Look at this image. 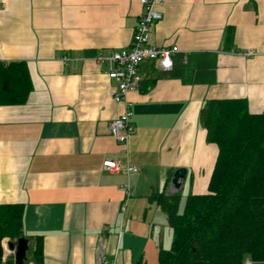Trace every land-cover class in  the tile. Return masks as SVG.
<instances>
[{
	"label": "crops",
	"instance_id": "crops-1",
	"mask_svg": "<svg viewBox=\"0 0 264 264\" xmlns=\"http://www.w3.org/2000/svg\"><path fill=\"white\" fill-rule=\"evenodd\" d=\"M161 1L151 45L179 52L172 70L139 67L127 150L140 171L127 178L103 169L126 156L109 130L125 105L94 57L131 46L140 0H0V62H26L33 82L25 105L0 106V205H24L44 264L159 263L167 216L153 196L207 194L218 159L204 104L244 99L264 111V0ZM178 169L187 176L172 193Z\"/></svg>",
	"mask_w": 264,
	"mask_h": 264
},
{
	"label": "trees",
	"instance_id": "trees-1",
	"mask_svg": "<svg viewBox=\"0 0 264 264\" xmlns=\"http://www.w3.org/2000/svg\"><path fill=\"white\" fill-rule=\"evenodd\" d=\"M32 91L26 62H0V106L25 105ZM200 123L218 159L208 193L189 196L182 212L179 194L153 196L173 231L159 263L264 264V111L251 114L244 99L211 100ZM24 217V205H0V264H14L3 261V240L22 237L30 240L28 264H44L43 237L25 234Z\"/></svg>",
	"mask_w": 264,
	"mask_h": 264
},
{
	"label": "built area",
	"instance_id": "built-area-1",
	"mask_svg": "<svg viewBox=\"0 0 264 264\" xmlns=\"http://www.w3.org/2000/svg\"><path fill=\"white\" fill-rule=\"evenodd\" d=\"M140 3L143 12L134 30L131 46L121 51L109 50L106 53H98L94 57V61L103 68L105 75L116 82V87L111 90V98L115 102L125 105V111L110 124L109 130L125 146L126 156L117 160H107L103 164V169L112 174H124L127 178L140 171L138 167L130 163L127 150L128 140L135 132V126L132 122L133 113L128 96L131 92L140 88L139 67L145 61L151 60L157 61L159 67L163 70H172V58L179 52L177 46L159 48L151 45L152 27L163 19L161 11L163 1L140 0ZM244 55L254 57L255 53L247 51ZM67 59V57H64L63 60L66 61ZM122 191L127 198L131 196L132 189L129 182L122 188Z\"/></svg>",
	"mask_w": 264,
	"mask_h": 264
},
{
	"label": "water",
	"instance_id": "water-1",
	"mask_svg": "<svg viewBox=\"0 0 264 264\" xmlns=\"http://www.w3.org/2000/svg\"><path fill=\"white\" fill-rule=\"evenodd\" d=\"M187 176L186 169H178L174 172L171 179V186L175 190L181 188L182 181ZM8 249L14 253V264H28L29 255L31 253L30 240L26 237L19 238L16 241L8 242Z\"/></svg>",
	"mask_w": 264,
	"mask_h": 264
},
{
	"label": "rangeland",
	"instance_id": "rangeland-1",
	"mask_svg": "<svg viewBox=\"0 0 264 264\" xmlns=\"http://www.w3.org/2000/svg\"><path fill=\"white\" fill-rule=\"evenodd\" d=\"M171 191V190H170ZM176 192V190H174ZM173 193V192H172ZM186 202H187V198L181 199V212L183 211L184 207L186 206ZM166 228L168 231L164 232V248L165 250H169L172 246V242H173V232L171 231L170 226L168 225V222L166 221ZM10 239H5L3 240V250H4V256H3V261L4 263H7L9 261H13L14 262V253H12L11 251H9L8 249V245L7 243L10 242ZM159 264V263H156Z\"/></svg>",
	"mask_w": 264,
	"mask_h": 264
}]
</instances>
